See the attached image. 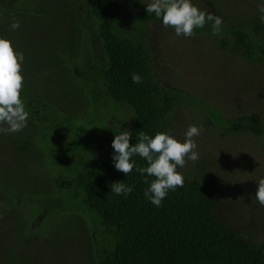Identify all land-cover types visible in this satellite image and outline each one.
I'll return each mask as SVG.
<instances>
[{
    "label": "trees",
    "instance_id": "obj_1",
    "mask_svg": "<svg viewBox=\"0 0 264 264\" xmlns=\"http://www.w3.org/2000/svg\"><path fill=\"white\" fill-rule=\"evenodd\" d=\"M82 1L84 8L79 5L81 0H58L56 5L53 0H0V37L10 41L21 37L17 31L22 23L16 30L11 28L18 18L24 21L23 28L46 19L51 22L43 25L48 37L53 32L51 26L63 28L61 31L76 30L69 42H80L77 52H81L79 57H70L66 46L56 51L63 52L64 57L62 64L52 61L56 68L54 90L47 83L43 91L39 89L42 93L36 91L34 86L41 82L23 74L21 97L35 124L29 123L23 133L28 132L30 137L38 133L40 141L31 152H2L8 159L3 167L10 168L11 160L14 166L21 164L24 173L17 174L15 184L0 175V193L9 199L7 204L2 201L0 208L6 206L13 211L16 204L24 207L25 213L23 208L16 213L24 216L25 235L30 234L32 220L38 221L40 216L42 221L57 219L61 226L63 220L70 218L69 228H75L78 239L77 243L67 239L75 247L81 242L80 264H264V244L249 240L223 214L215 213V176L203 173L200 180L184 178L183 187L169 190L161 206L156 207L145 197L149 187L145 177L135 167L126 176L115 168L112 159L116 134L129 130L130 143L134 145L141 131L149 136L170 133L175 107L183 103L198 104L206 112V123L226 126L231 132L260 135L264 134V125L252 113L220 117L219 111L203 98L168 87L157 78L148 49V26L161 19L146 11L150 1ZM203 6L201 2L200 8ZM212 6L210 10L215 11ZM261 15L255 10L236 17L235 23L233 16L227 14L222 17L219 33L214 35L219 36L224 49L264 67ZM24 30L30 32L29 28ZM194 30L213 34L212 22L206 21L204 28ZM88 40L93 46L86 44ZM69 47L74 52L75 46ZM44 50L55 49L45 45ZM132 73H138L142 82L133 83ZM69 93L70 103L77 100L76 111L61 99ZM120 104L129 112L122 110L120 116L115 111ZM112 115L121 120L111 118ZM124 120L127 124L122 125ZM132 160L137 167L147 166L139 155ZM34 168L41 177L33 173ZM195 169L202 170L201 163ZM42 174L49 178L45 180ZM25 175L29 182L33 176L39 186L30 184V189L20 192L19 179L23 181ZM119 181L132 186L133 192L127 196L111 192L110 185ZM15 193L22 197L21 204ZM13 230V234L19 231ZM32 231L43 237L42 228ZM33 238L39 239L34 235L28 239L34 241Z\"/></svg>",
    "mask_w": 264,
    "mask_h": 264
},
{
    "label": "rangeland",
    "instance_id": "obj_2",
    "mask_svg": "<svg viewBox=\"0 0 264 264\" xmlns=\"http://www.w3.org/2000/svg\"><path fill=\"white\" fill-rule=\"evenodd\" d=\"M53 1V5L58 2V0ZM146 1L151 2V0ZM191 2L206 13L211 12L220 17H226L227 14L233 16L232 20L235 23L236 17L239 19L247 13L259 11V6L264 4V0H257V2L256 0H191ZM201 2L204 3L203 8H200ZM79 5L84 8L85 2L81 0ZM212 5L215 6V11L210 10L213 8ZM250 5H253V8ZM17 21L22 23L21 29L17 31L21 37L11 42L16 51L22 52L25 57L22 63V74L27 78L35 76L34 82L43 83L42 86L41 83L34 86L36 91L42 93L47 83L50 89L54 90L56 68L52 61L62 64L64 57L63 52L56 53V51L62 50L61 46L71 49L69 46L73 45L75 50L73 52L71 49L73 53H70L71 50L68 49V56L81 55V52H77L80 42H69L71 37L75 36L76 30L61 31L63 28L51 26L53 32L48 37L46 30L43 29V25L51 23L48 20L43 19L40 20L41 24H31L24 28V21L20 18ZM148 27V49L155 66L156 76L164 85L203 98L209 106L219 111L220 117L228 118L252 113L264 125V67L260 63H254L242 55L224 49L220 45L219 36L207 31L194 30V35L188 38L183 35L177 36L173 28L163 27L162 21L159 20H153ZM28 28L30 32L25 33L24 29ZM91 42L92 40H88L86 44L91 47L93 46ZM45 45H51L55 50L45 52ZM95 47L99 49L98 45ZM40 88L42 91L39 90ZM59 93L63 95L61 91ZM61 99L67 106L71 101L70 93ZM72 102L68 106L76 111L77 100ZM43 109L46 110V108ZM122 110L125 114L129 112L121 104L115 108L120 116L123 113ZM40 113L43 114L41 111ZM206 117V112L198 104L183 103L175 107L170 126V134L175 138L183 141L189 125L203 127L201 135L193 138L198 146L199 159L194 163L188 161L186 167H178L177 171L184 178L191 177L195 180H200L203 173L215 176L218 183L214 201L215 213L223 214L237 231L245 232L249 240L264 244V207H261L254 197L256 182L260 177H264V134L256 135L250 131L231 132L226 126L206 123ZM111 118L120 119L116 115H112ZM29 121L27 127L30 124L35 125L30 118ZM124 124H127V121L124 120L122 125ZM36 130L38 132L37 127ZM23 131L0 133V168L2 167L0 175L8 183L11 181L15 184L17 174L20 172L23 176L24 171L21 164L14 166L11 160L10 168L3 167L5 160L8 159L4 158L2 152H31L32 147H37L40 141L38 133L30 137L28 132L23 133ZM36 163L42 164V161L37 160ZM198 163H201L203 169L193 171ZM34 171L41 177L36 168L33 173ZM43 172L45 173L44 170ZM33 176L30 182L26 175L23 181L19 179L20 192L30 189V184L39 186ZM47 178H49L48 175H44V179ZM15 194L16 200L20 203L22 197ZM2 201L7 204L9 199H5L0 193V203ZM16 206L13 211L6 206L0 208V264L81 263L80 253H78L81 242L79 241L75 247V244L67 239L70 238L74 242L78 239L75 228H69L70 218L63 220V226H61L57 219L42 221L40 216L39 222L34 219L31 222L29 233L32 235H25L24 216L16 213L20 208H23L24 213L25 210L23 206L18 204ZM14 228H18L19 231L13 234ZM33 228H42L43 237L33 233ZM33 235L39 237L38 241L33 238L36 243L28 239Z\"/></svg>",
    "mask_w": 264,
    "mask_h": 264
},
{
    "label": "clouds",
    "instance_id": "obj_3",
    "mask_svg": "<svg viewBox=\"0 0 264 264\" xmlns=\"http://www.w3.org/2000/svg\"><path fill=\"white\" fill-rule=\"evenodd\" d=\"M258 10L262 13L260 19L264 22V4ZM146 11L160 18L163 27H171L177 36L188 38L194 35V29L204 28L206 21L212 22L213 34L219 33L223 23L222 17L201 11L191 0H151ZM19 27L18 21L11 24L13 30ZM24 59L23 53L17 52L9 39L0 37V133H18L27 127L29 113L21 97L24 87ZM131 79L133 83L142 82L138 73H132ZM202 132V126L189 125L183 141H180L167 132H157L154 136H149L141 131L138 142L133 145L130 143L132 133L123 130L112 141L115 151L112 157L114 166L126 176L135 167L149 185L145 190V197L159 207L169 190L183 187L184 177L177 168H184L188 161L194 163L199 159L198 146L193 138ZM136 155L146 160V167L135 165L132 157ZM149 177L154 179L149 180ZM256 185L255 200L264 207V177H260ZM110 188L116 195L127 196L133 192V187L123 181L111 184Z\"/></svg>",
    "mask_w": 264,
    "mask_h": 264
},
{
    "label": "crops",
    "instance_id": "obj_4",
    "mask_svg": "<svg viewBox=\"0 0 264 264\" xmlns=\"http://www.w3.org/2000/svg\"><path fill=\"white\" fill-rule=\"evenodd\" d=\"M240 132H243V131H240Z\"/></svg>",
    "mask_w": 264,
    "mask_h": 264
}]
</instances>
